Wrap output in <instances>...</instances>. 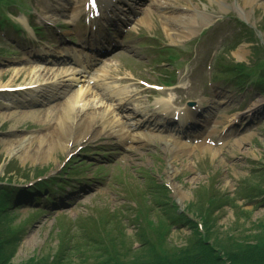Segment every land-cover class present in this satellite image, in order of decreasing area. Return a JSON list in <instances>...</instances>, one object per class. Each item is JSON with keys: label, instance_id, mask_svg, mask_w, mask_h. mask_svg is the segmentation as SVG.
Returning <instances> with one entry per match:
<instances>
[{"label": "rangeland", "instance_id": "rangeland-1", "mask_svg": "<svg viewBox=\"0 0 264 264\" xmlns=\"http://www.w3.org/2000/svg\"><path fill=\"white\" fill-rule=\"evenodd\" d=\"M70 1L69 5L73 6L85 2ZM25 3L18 7L13 6L16 14L20 13L14 18L16 23L27 25V19L21 12L25 13L33 7L34 23L43 26L46 31L44 35L37 36L29 30L24 36L25 39L15 45L14 27L0 14V23H6V26H0V85L13 81L18 73L13 85L36 79L34 73L37 75L36 71L42 66L26 63L25 60L29 58L26 53L33 54L34 47L39 43L51 46L53 42L50 33L57 34L53 29L44 26L43 20L55 25V19H59L57 27L60 32H64L63 16L50 13H58L59 8L65 7L63 0H25ZM156 3L158 6L150 11L148 20L132 26L133 33L127 41L136 50L119 53L108 60L105 66H111L106 74L111 76L117 69L127 73L125 67L129 64L130 67L138 69L139 75L157 81V76L150 69H158L156 60L160 62L162 57L156 53L161 52V45L180 47L178 54L182 58L178 60V64L182 68L183 78L179 72L176 77L177 80L183 79L182 86L187 89L182 97L178 93L174 96L180 102L196 101L204 94L208 97L205 102L217 108L209 133L212 139L187 141L186 149L176 148L170 143L160 144V135L145 130L141 133L135 127V123L141 121L140 118H145L144 114L130 119L124 117V114L131 112L130 108L136 111L148 106L154 107V99L149 98L147 93L142 94L137 101L128 105L129 111L124 113V108H120L121 103L111 98L118 95L119 88L110 86L108 90L100 87L96 89L99 93L96 101L101 97L104 104L106 99L110 100L112 103L109 105H112L113 110L110 116L124 121V129H119L113 137L104 138L100 143H90L94 140L83 144L75 143L73 146L68 143L71 149L66 151L52 145L60 140L56 136L60 132L55 131L61 125L58 119L59 110L52 111L56 102L43 105L37 102L40 95L49 91L48 86L41 83L37 96L31 94V101L11 94L0 95V186L5 182L13 186H28L46 179V176H59L58 174L63 176L60 183L71 180L57 194L51 193V201L45 194L46 191L50 194L49 189L43 187V192L38 194L40 199H36L34 204L26 200L27 202L20 203L19 206L12 205L10 220L21 238L12 264H48L53 256L57 262L56 258L61 251L69 247L72 248L69 254L84 255L82 259L85 264L101 263L102 259L97 257L105 251L99 243V238L103 236L115 246H125L126 249L131 247L130 254L137 255L142 247L136 234L141 228L140 224L146 220L151 225L153 223L160 237L166 239L169 250L182 248L190 239L191 227L178 223L170 225L166 232V224L172 222L174 216L182 211L197 220L196 222H201L202 226L204 223L205 227L211 229L213 236L221 240L230 238L233 243L247 240L244 236L256 234L257 226L264 225V185L262 182L256 183L257 179H253L256 175L252 176L264 166V110L261 114L256 113L250 125L246 124L248 110L243 112L244 118L241 114H233L246 104L250 106L258 102L259 106L264 105V96L256 91V87H249L248 93L238 94L234 93L230 82L219 80L213 84L212 75L204 68L208 55L212 59L219 53L221 45L229 42L235 33L240 41L234 47L221 52L222 59L249 76L264 73L253 65L254 58L264 64V0H159ZM161 9H166L164 11L167 12H179V9L186 11L179 17L181 30L177 31V26L174 28L175 23L170 22V26L167 25ZM208 16H212V19L219 16V21L215 22L210 31L201 23ZM188 20L190 26L192 20L198 21L193 35L185 33V23ZM238 21H243L245 25L236 27L235 32L229 31L230 27L238 26ZM248 28L255 32L250 33ZM76 31L77 29L74 30ZM203 32L204 36L198 37ZM200 52L205 53L200 56ZM135 88L137 87L124 91L136 93ZM27 103H30V107ZM82 105L80 103L79 108ZM21 111H34L39 114L26 116ZM89 113L92 114V111L89 110ZM48 116L52 120L49 118L47 122L40 123L42 117L44 120ZM234 117H241L238 126L221 133L227 124H236ZM109 119L104 116L103 132L109 129L108 126L105 127V122ZM126 125L130 127L126 128ZM60 130L62 136L69 134L63 125ZM164 135L168 138L174 134ZM214 135L217 137L214 138ZM138 137L143 141L131 140ZM179 139L185 141L181 137ZM41 143L43 149H39ZM112 143L115 144L114 147L106 146ZM87 145L99 147L84 156L81 150ZM188 149L192 150L189 154L186 153ZM102 151L108 154L105 158L99 155ZM69 164L72 165L68 167ZM75 171L84 173L78 181L77 178L66 175ZM51 189L57 191L54 185ZM253 189L259 191L255 193ZM17 194L22 196L20 192ZM2 204H5L3 197L0 198V205ZM110 214L117 216H113V219ZM88 221H100L101 227L89 232ZM83 226L86 227V233ZM90 236L94 237L96 244Z\"/></svg>", "mask_w": 264, "mask_h": 264}, {"label": "trees", "instance_id": "trees-1", "mask_svg": "<svg viewBox=\"0 0 264 264\" xmlns=\"http://www.w3.org/2000/svg\"><path fill=\"white\" fill-rule=\"evenodd\" d=\"M262 175L264 176V172ZM10 215L0 213V264H12V259L21 242V238L15 232V226L11 223ZM110 215L112 218L117 216ZM87 223L90 224L87 228L89 232L101 227L100 221H88ZM178 223L187 224L192 229L190 239L184 247L169 250L166 239L160 237L153 223L151 225L146 220L147 227L141 225L142 228L136 234L142 247L137 251V255L136 253L130 254L131 247L126 249L125 246H115L103 236L99 238V243L105 251L97 257L103 262L96 264H264V225L257 226L256 234L244 236L247 240L233 243L230 238L221 240L213 236L211 229L205 227L204 223L203 228L198 227L185 214H176L172 222L166 224L168 227L166 232L169 231L170 225ZM83 228L86 233V227L83 226ZM90 239L96 244L93 236H90ZM71 249L69 247L61 251L59 257L56 258L57 262L54 261V256L51 257L48 264H85L82 259L84 255L81 253L73 256L72 253H68ZM130 260L135 262L131 263Z\"/></svg>", "mask_w": 264, "mask_h": 264}, {"label": "bare ground", "instance_id": "bare-ground-1", "mask_svg": "<svg viewBox=\"0 0 264 264\" xmlns=\"http://www.w3.org/2000/svg\"><path fill=\"white\" fill-rule=\"evenodd\" d=\"M175 21L177 23H179L178 18L177 19L175 18ZM180 24H181V22H180ZM176 26L178 28L179 24H175L174 28H176ZM187 30H188L187 34H192V32H191L192 29L187 28ZM33 61H35V59L25 60V62H30V63ZM51 71H52V69H48L47 67H44L43 69L40 68V70L36 71L37 75L34 73V76H36L35 78L37 79L40 76L48 75ZM67 72L68 71H64V72H61L60 74L61 75L67 74V76H69V74ZM18 76H19V73L17 74V76L15 77V79L13 81H16ZM35 80L28 82V83H34V82H36ZM13 81H9L6 84H1L0 87L4 88V87H8V86H15L12 84ZM39 81L43 82L44 80L42 79ZM122 81H127V79L122 78ZM28 83H26V84H28ZM90 92H91L90 90L84 91V89L81 88L79 91H77L76 94L70 95L65 101H63L62 99H58V102L55 104V106H52V109H53L52 111H54L56 109L59 110L58 119L61 121V125H58L57 126L58 128H55V131L60 132V133H58V135L56 134V136L59 137L58 139H60V140L52 143L53 147L63 148V150L65 149L66 151H70L71 148L69 147V145H67L68 143H70V145L73 146L75 143H79L81 141L95 139L97 137L99 138L100 136H103L102 134H103L104 129L102 127L103 123H102V118L100 117V114L102 112L103 114L108 115L110 110L108 108V105L105 107L103 102H102V104L100 103V107L98 106V104H99L98 103L97 107L95 109H93L94 107H92V106L95 102V99L93 101H91V98H93V97L95 98L96 93L94 94L92 91L90 94ZM51 94H52V90L45 92L42 95V97L44 99V101H42V103H44V104H45V102L49 103L52 99H54L55 96H53ZM121 100L124 101V99H121ZM80 103H83L82 109L77 108V106H75V105H79ZM89 104L91 105L90 107H88ZM21 105H23V104H21ZM126 105L127 104H124V106H126ZM27 106L30 107V104H27ZM90 109L93 110L91 115H89ZM21 113H23V115H26V116H31V115L34 116L35 114H39V112L36 113L34 111H32V112L21 111ZM49 118L52 120V118L50 116L46 117L44 120L42 117L40 119V123L47 122V119H49ZM46 125H48V124H46ZM62 125L68 130V132H67V133H69L68 135L62 136L61 130H60V127ZM100 126H101V128H100ZM144 127L149 128V130L151 132L163 131L158 127L149 126L148 124H145ZM160 136H162V138H160L161 140H159L160 144L164 142V143H166V145L169 143H170V145H175L176 148H181V149L188 148L187 143H183L184 141H181L175 137H171V139H168V138L164 137L162 134ZM108 137H110V135H108ZM146 137H148V136H146ZM145 139H146V141H149L148 138H145ZM131 140L143 141V139L140 137L131 138ZM53 141H55V140H53ZM42 147H43L42 143L39 144V149H43ZM202 148H204V146ZM207 149H209V148H207ZM191 151L192 150L188 149V150H186V153L189 154Z\"/></svg>", "mask_w": 264, "mask_h": 264}]
</instances>
